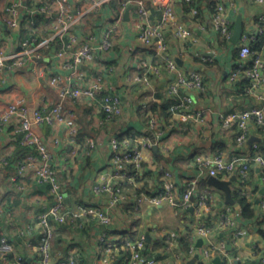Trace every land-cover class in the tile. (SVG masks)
Masks as SVG:
<instances>
[{"label":"crops","instance_id":"0c3cea01","mask_svg":"<svg viewBox=\"0 0 264 264\" xmlns=\"http://www.w3.org/2000/svg\"><path fill=\"white\" fill-rule=\"evenodd\" d=\"M12 1L19 5L17 15L20 20L13 30L4 24L2 17L5 7ZM69 1L75 13L87 10L94 2ZM115 1L100 0L71 28L79 39H84L87 33L96 35L95 45L108 33L111 47L100 51L94 61L70 68L64 66L70 54H57L66 41L64 34L44 42L52 34L53 16L38 8L49 2L56 13L57 2L0 0L2 52L9 55L38 46L34 52L4 61L0 69V112L11 102H22L30 118L35 109H50L60 99V84L50 83L54 75L62 76L69 84L83 85L100 74L105 89L122 101L121 113L106 119L96 100L83 96L76 100L65 97L63 106L73 111L78 125L77 142L73 145L64 124L33 125L53 152L63 184L65 210L79 213L75 219L69 217L61 223L53 221L54 264L61 261L70 264V257L75 258V264H132L129 244L141 238L145 242L143 250L147 249L148 254L155 257L156 264H187V260L196 254L199 255L196 263L200 260L212 264L218 257L219 264L221 255H204V246L211 241H230L223 250L227 261H233L237 254L240 259L236 264H257L264 257V180L261 179L264 166L253 162L246 175L234 173L237 177L230 185L233 198L235 192L246 196L253 210L252 217L243 219L239 215V202L235 199L238 206L227 203L225 192L208 182L209 165L205 162L218 154L226 158H247L249 162L256 152L264 157V128L250 121L248 140L241 144L237 141L236 123L223 124V117L228 113L259 103L246 92V85L231 83L228 79L238 60L240 41L223 40L212 27L211 11L205 6L204 13L194 17L191 12L183 11L182 0H122V7L116 13ZM167 2L173 4L177 22L191 29L186 38H175L170 28L165 32V54L175 60L176 70H169L162 54L156 53L137 36L138 23H156L160 17L159 4ZM129 6L131 8L125 14ZM142 6L146 13L140 12ZM224 6L231 29L235 20L241 17L243 32L260 34L257 32L258 17L264 14V0H224ZM259 54L264 76V47ZM156 65L158 73L151 69ZM195 71L203 75L205 89L189 92L192 106L203 113L198 120L184 121L170 111L171 102L175 101L170 96V87L178 72ZM142 73L149 77L150 83L140 80ZM150 117L156 119L154 128L148 126ZM17 128L15 120L0 129V237L6 236L13 244L9 259L0 257V264H37L41 238L38 216L53 204L54 197L49 185L38 183L33 176L25 179L23 189L11 182L10 176L16 168L15 162L8 163V159L18 146L21 134ZM119 134L131 135L130 139L141 148L143 155L139 173L120 180L110 164L111 139ZM87 137L94 139L93 147L85 145ZM155 138H158L157 152L145 145ZM55 139H59L60 144H55ZM162 169L169 170L175 182L172 200L154 203L150 198L164 187L167 178ZM188 181L193 184L191 206H186L182 199ZM117 182L121 186L119 192L97 194L93 191L95 183L115 187ZM201 195L205 200L198 204ZM140 197L143 198L138 202ZM227 205L232 206L234 212L231 215L237 226L244 230L236 239L231 237L232 227L219 226L220 214ZM94 207L109 212L110 224H102L97 219L90 211ZM202 224L216 229L206 238L199 237L196 228ZM172 233L175 236L170 237ZM187 235L190 248L185 258L180 239ZM154 241L161 244L151 250ZM19 256L22 258L18 259Z\"/></svg>","mask_w":264,"mask_h":264},{"label":"built area","instance_id":"2783aa9c","mask_svg":"<svg viewBox=\"0 0 264 264\" xmlns=\"http://www.w3.org/2000/svg\"><path fill=\"white\" fill-rule=\"evenodd\" d=\"M57 2V12L53 10L49 2H46L39 6L38 10L53 16L52 22V34L44 41L48 43L50 39H54L57 36L65 34L74 24L84 15L86 11L95 7L100 3V0H94L93 4L85 11L80 13H74L71 8L69 0H51ZM191 4L190 11L194 17L199 16V10L205 3L204 0H185ZM257 2L263 0H255ZM18 3L10 2L4 9L3 21L4 24L11 30L19 26L18 18ZM160 17L156 23H144L140 22L137 25V36L146 45L152 46L156 53H161L162 58L165 60L166 66L169 70H176L175 60L166 55V42L165 32L170 28L172 35L175 38H186L191 34L189 26L181 22H177V16L175 8L172 3L167 2L159 4ZM141 13H146L145 8H140ZM55 13V14H54ZM210 21L212 27L219 33L223 40H227L231 33V22L228 15L225 12L224 0H216L214 10L211 11ZM258 33H264V14L258 17ZM33 23V22H32ZM110 31V30H109ZM256 32V33H257ZM257 34L251 32H242L239 41L238 60L234 65L233 70L229 74V82H239L243 78L248 79L249 83L246 85V92L252 94L258 105L250 108L243 109L241 111L230 112L223 117L224 126H229L235 122L237 125V141L244 144L248 140V126L249 122L253 121L260 127L264 128V76L262 72V59L259 54V50H254L251 47V43L256 39ZM97 40L96 35L93 33H87L84 39H79L75 32L69 34L68 39L63 44V47L57 52L58 55H64L66 52L70 53V59L65 62L64 66L70 68H76L79 64L84 62H92L97 57L99 52L109 49L112 42L108 33L102 35L98 39V45H95ZM2 44L0 42V69H2L4 61L7 59H14L24 54L34 52L38 46H32L22 52L6 55L2 52ZM24 58L21 60V63ZM16 63V62H15ZM154 73L159 72V67L152 66ZM79 77H83L80 73ZM140 80L145 84L151 82L149 77L142 73ZM50 83L60 84L59 87V100L55 102L50 109H35L30 118L27 114L28 110L22 102H11L0 112V129L2 126L7 125L13 121H17L20 132L19 142L30 148V151L25 155L19 157L15 162L16 171L10 176L11 182L17 184V188H25V179L33 176L38 183H47L50 187V191L54 197L53 204L44 212L38 216V225L40 226L41 238L38 244V259L37 264H54L52 240L54 237L53 221L64 222L69 217L75 219L79 216L78 212H69L66 209L64 201L63 184L60 179V174L56 169L55 160L52 150L49 148L45 140L33 129L34 124H48L62 123L66 128V132L69 137L71 145L76 144L78 125L75 120V115L70 109H65L62 100L65 97H70L76 100L80 97L91 98L96 100L100 108L105 114L106 119H113L115 116L121 113L122 101L119 96L111 94L105 89L103 84L102 75L98 74L94 76L90 83L83 85L69 84L64 81L60 75H54L50 78ZM205 89V80L201 73H181L178 72L174 83L170 87V96H173L174 102H171L170 111L172 114H176L181 120L188 121L192 118L198 120L201 118L203 110L195 109L193 99L190 95L191 90L203 92ZM183 92L182 94H179ZM177 96V98L175 97ZM149 128L156 126L155 117L148 119ZM55 144H60L59 139L54 140ZM158 143V138L155 141H147L145 144L147 148H152L154 144ZM95 141L91 137L85 139V145L93 147ZM251 162L247 158L230 156L224 157L222 154H218L213 160L206 159L205 162L209 165L208 174L212 176L230 177L232 174L237 173L240 175H246L251 163L256 162L259 165L264 166V157L257 153L253 156ZM141 148L137 144H130V141L126 135L122 136V140L113 137L111 139V155L110 164L114 167L115 176L120 180L124 178H132L133 175L128 169V164H131L136 171L141 170L142 162ZM163 170V169H162ZM164 176H166L165 185L160 191L155 194L150 200L154 203H158L165 199L172 200V189L175 187V182L172 178V174L169 170H163ZM264 180V175L261 178ZM118 183V182H117ZM121 189L120 183L113 187L108 183H95L93 185V191L97 194L109 192L115 190L119 192ZM193 184L186 182L183 190L182 199L186 206H191L193 202ZM143 197L138 198V202ZM205 200L204 195L199 196L198 204H203ZM97 219L105 225L110 224L111 215L107 210L94 207L90 209ZM234 210L231 205H227L220 214L219 226L232 227L231 237L236 239L244 233V230L237 226V221L233 217ZM213 226L199 225L196 228V232L199 237L206 238L214 231ZM175 236L174 233L170 237ZM230 237V238H231ZM231 238V239H232ZM230 241H222L217 243L214 241L207 242L204 246V255L211 257L214 253L218 252V255L223 256V250L226 249ZM144 239H138L135 242L129 244L131 248L132 264H156L155 257L149 254H143L142 249L144 247ZM13 252V244L8 240L6 236L0 237V257L4 260H8L10 254ZM192 252V251H191ZM223 252V253H222ZM193 253V252H192ZM22 257L19 256L18 259ZM240 257L235 254L233 261H228L230 264H236ZM75 258L70 257L69 263L75 264ZM65 264V262H60ZM257 264H264V257Z\"/></svg>","mask_w":264,"mask_h":264},{"label":"trees","instance_id":"16d2710c","mask_svg":"<svg viewBox=\"0 0 264 264\" xmlns=\"http://www.w3.org/2000/svg\"><path fill=\"white\" fill-rule=\"evenodd\" d=\"M115 0H113L114 2ZM205 3L203 4V6L200 8L199 10V15H201L202 13H204V6L207 7V9L209 11H213L214 10V6H215V2L216 0H204ZM123 1L120 0V2H118V0L115 1V3L113 4V6L116 8V13H119L120 8L122 7V3ZM119 4V5H118ZM190 7L191 4H189L188 2H186L185 0H182V9L185 13H188L190 11ZM117 15V14H116ZM251 47L254 50H261L264 47V33H260L257 35L256 39L251 43ZM239 82H241L243 85H247L249 83L248 79L243 78L242 80H240ZM156 106V104L154 105ZM164 108L167 107L166 105H163ZM128 139H130L132 136L131 135H127ZM117 139L122 140V134H119L116 136ZM20 139V136H19ZM130 144L132 145L134 142L130 139ZM17 149L16 151H14L11 155V157L8 159V163H12L13 161L16 162V160L25 155L27 152L30 151V148L27 146L22 145L20 142L17 143ZM142 165V163H141ZM128 169L130 170V173L133 175L138 174L139 172L136 171V169L131 166V164H128ZM234 197L235 199L239 202L240 204V211H239V215L241 218H250L253 216V210L250 207V202L247 200L246 196L241 195L238 192L234 193ZM180 243H181V251H184L186 253H184L183 255L186 258V255L189 254L188 250L190 248V238L189 235H187L186 237H183L180 239ZM161 244L160 242H156L154 241L151 246L150 249L153 250L156 248L157 245ZM165 245V244H164ZM167 246V242L166 245ZM143 254H148V250L147 249H142L141 250ZM214 255H218V252L214 253ZM153 256V255H152ZM223 258L220 260L219 264H230L227 259L222 256ZM197 264H204V262L202 261H198Z\"/></svg>","mask_w":264,"mask_h":264},{"label":"water","instance_id":"95a60500","mask_svg":"<svg viewBox=\"0 0 264 264\" xmlns=\"http://www.w3.org/2000/svg\"><path fill=\"white\" fill-rule=\"evenodd\" d=\"M131 8V6H129L126 11H125V14L128 13L129 9ZM243 32V24H242V20H241V17H238L237 20H235L234 24H233V27L231 29V33H230V37H229V41L231 43H237V41L239 40L241 34ZM155 141V139L153 140ZM157 144H154L152 146L153 150L157 152ZM236 175H231L229 179H221V178H218L217 176H212L210 175L208 177V182L210 184H213L215 186H217L218 188L222 189L224 192H225V196H226V202L227 203H231V204H235L236 206H238V202L233 198L232 196V190H231V182L233 180L236 179ZM0 195H1V190H0ZM150 241V238L149 236H147V242ZM201 242V239L199 240ZM146 247V246H145ZM199 257L198 254L195 255V257L193 258H190L187 260V264H197L196 263V259ZM218 263V257H216L214 260H213V263L212 264H217Z\"/></svg>","mask_w":264,"mask_h":264},{"label":"rangeland","instance_id":"374dc122","mask_svg":"<svg viewBox=\"0 0 264 264\" xmlns=\"http://www.w3.org/2000/svg\"><path fill=\"white\" fill-rule=\"evenodd\" d=\"M71 8H72V10H73V6H72V4H71ZM73 12L75 13V11L73 10ZM77 13V12H76ZM72 28V27H71ZM69 29L65 34H64V38H66V40L68 39V36H69V34L70 33H72V32H74L72 29ZM55 38H57V37H55ZM70 54V53H69ZM71 58V57H70ZM98 75V74H97Z\"/></svg>","mask_w":264,"mask_h":264}]
</instances>
